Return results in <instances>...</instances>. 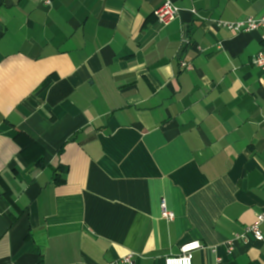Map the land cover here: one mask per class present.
<instances>
[{
	"label": "crops",
	"instance_id": "1",
	"mask_svg": "<svg viewBox=\"0 0 264 264\" xmlns=\"http://www.w3.org/2000/svg\"><path fill=\"white\" fill-rule=\"evenodd\" d=\"M51 2L0 0V264H264V0Z\"/></svg>",
	"mask_w": 264,
	"mask_h": 264
},
{
	"label": "built area",
	"instance_id": "2",
	"mask_svg": "<svg viewBox=\"0 0 264 264\" xmlns=\"http://www.w3.org/2000/svg\"><path fill=\"white\" fill-rule=\"evenodd\" d=\"M45 5L50 6L52 4L51 0H41ZM179 8L171 1L166 2L162 7H160L157 11H155L154 15L156 16V21L159 25L168 26L173 23L174 20L179 16ZM216 25L219 28H225L233 33H254V31H260L262 36L263 49L252 59L251 63L254 68H258L264 71V16H253L238 22L234 23H220L217 22ZM189 40L185 41L187 45ZM179 67L182 70L189 71L193 69L191 63H186L180 61ZM161 214L163 219L168 221L169 223L175 219V213L168 210L167 202L162 200L161 203ZM264 223V213L259 215L254 222V224L250 225L247 229V233H251L257 242H264V236L261 231V226ZM203 249V245L200 241H193L184 244L180 248L179 255L171 256L165 259L164 264H193V259L195 254L198 251ZM112 264H135L134 255H128L118 262Z\"/></svg>",
	"mask_w": 264,
	"mask_h": 264
},
{
	"label": "trees",
	"instance_id": "3",
	"mask_svg": "<svg viewBox=\"0 0 264 264\" xmlns=\"http://www.w3.org/2000/svg\"><path fill=\"white\" fill-rule=\"evenodd\" d=\"M46 164V158L44 156H40L39 158H37L35 160V165L36 166H43ZM68 172V168L65 166H61L54 172V177L53 179H55L56 184L60 185L61 183L64 182V179H60V174H66Z\"/></svg>",
	"mask_w": 264,
	"mask_h": 264
}]
</instances>
